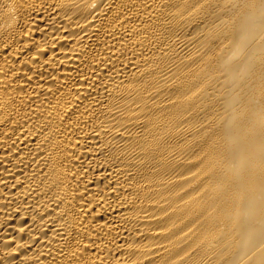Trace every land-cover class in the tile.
<instances>
[{
  "label": "bare ground",
  "instance_id": "1",
  "mask_svg": "<svg viewBox=\"0 0 264 264\" xmlns=\"http://www.w3.org/2000/svg\"><path fill=\"white\" fill-rule=\"evenodd\" d=\"M0 264H264V0H0Z\"/></svg>",
  "mask_w": 264,
  "mask_h": 264
}]
</instances>
